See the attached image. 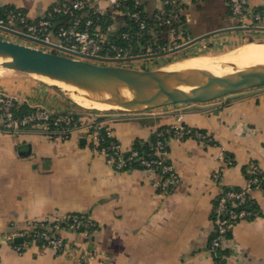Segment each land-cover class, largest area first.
Here are the masks:
<instances>
[{
	"label": "crops",
	"instance_id": "1",
	"mask_svg": "<svg viewBox=\"0 0 264 264\" xmlns=\"http://www.w3.org/2000/svg\"><path fill=\"white\" fill-rule=\"evenodd\" d=\"M69 1L0 0V7L22 9L35 20L52 6ZM139 2L148 15L163 6L162 0ZM181 3L184 30L177 47L113 60L131 64L122 66L155 68L193 50L217 52L241 46L248 37L264 36V0L248 1V8L260 15L249 27L238 25L228 0ZM94 4L105 7L107 3L94 0ZM124 22V16L117 13L100 30L105 32L110 26L105 33L108 39ZM0 33L69 55L55 41L34 42L1 27ZM193 56L209 55L189 57ZM6 69L12 72H0V91L15 96L19 103L53 111L75 110V103L58 88ZM7 76L18 78L20 84L10 83ZM98 116L124 151L134 140L147 139L164 126L202 129L212 143L191 136L182 140L169 137L165 157L179 180L174 189L162 192L154 186V172L108 164L82 128L73 129L67 137H49L35 127L7 132L0 121V264H220L209 246L217 197L224 187H245L251 163L264 172V85L206 102L170 104L142 112L109 110ZM222 153L232 158L231 163L222 160ZM216 172L220 174L217 178L213 176ZM250 197L258 212L230 228L221 248V264H264V188L251 190ZM76 213L86 215L96 227L87 234L63 228L61 251L21 235L33 220Z\"/></svg>",
	"mask_w": 264,
	"mask_h": 264
},
{
	"label": "built area",
	"instance_id": "2",
	"mask_svg": "<svg viewBox=\"0 0 264 264\" xmlns=\"http://www.w3.org/2000/svg\"><path fill=\"white\" fill-rule=\"evenodd\" d=\"M103 1L107 3L105 7L95 5L94 0H71L59 3L35 20H30L22 9H6L0 16V27L22 33L34 42L51 44L55 41L57 47L69 52V56L83 59H122L140 54L168 51L180 44L176 24L181 21L183 10L181 0H162L161 10L149 15L154 21L159 20V25L164 28L159 34L167 40L156 45L158 51H154L152 45L147 43L139 53H133V44L129 41L130 35L128 33L124 32L121 35L123 39L128 40L125 46L108 42L105 33L109 31L110 26L108 25L107 30L102 32L97 22L99 18H91L88 9L92 10L91 14L104 15L108 18L117 13L124 17L137 18L139 12L131 11L123 6V3L129 0ZM248 1L228 0L230 13L237 20L239 26H250L260 19L259 13L248 8ZM133 2L135 4L140 3L139 0H133ZM85 8L87 10L82 12ZM138 25L139 34L143 35V30L146 29L147 25L146 21L141 19L138 21ZM164 34L167 38L163 37ZM16 103L17 101L10 95L0 92V121L7 132L13 133L27 127H35L49 137H67L73 129L82 128L90 134L96 146L99 144L100 129L105 128V134L109 137L113 136L111 128L104 121H96L98 114L92 111L83 112L74 117L69 111H53L41 105H34L30 110L18 115L14 112ZM170 127L173 132L169 137L182 140L186 136H191L203 143H212V137L206 132L198 129H185L180 125ZM163 133L160 131L158 135L162 136ZM169 137L163 136L162 139L156 141L154 154L157 155V158L155 159L138 157L136 151H131L128 157V159L137 157L145 170H150L156 174L154 186L162 192H169L174 189L179 180L172 164L163 163ZM121 150L119 143L114 141L98 149L105 156L106 162L117 169H121L126 163V159L119 153ZM220 157L225 163H231V160L223 153L220 154ZM248 172L250 176L245 187L240 189L222 188L217 197L213 218L216 235L210 239L213 249L223 247L227 240V233L236 221L250 218L253 215V212L244 207L238 210L228 208V204L236 207L252 202L250 191L258 189L264 183V172L257 165L251 163ZM213 176L217 178L220 174L216 172ZM62 224L70 232L80 231L85 234L92 230L93 225L89 218L85 219L74 215L54 218L46 216L31 221L29 226L21 232V235L27 236L33 242L41 240L44 245L61 251L65 245L61 234L64 228L61 226Z\"/></svg>",
	"mask_w": 264,
	"mask_h": 264
},
{
	"label": "water",
	"instance_id": "3",
	"mask_svg": "<svg viewBox=\"0 0 264 264\" xmlns=\"http://www.w3.org/2000/svg\"><path fill=\"white\" fill-rule=\"evenodd\" d=\"M0 65L37 77L70 97L72 93L82 95L115 107L108 110L122 112L206 102L264 85V62L248 65L223 63L217 74L196 69H170L167 65L133 68L100 64L2 37ZM41 77L72 87L73 90L46 82Z\"/></svg>",
	"mask_w": 264,
	"mask_h": 264
},
{
	"label": "trees",
	"instance_id": "4",
	"mask_svg": "<svg viewBox=\"0 0 264 264\" xmlns=\"http://www.w3.org/2000/svg\"><path fill=\"white\" fill-rule=\"evenodd\" d=\"M123 6L126 7L127 9L131 10V11H135V12H139L138 13V17H130V16H125L124 17V25L116 32L113 34H110L108 36L107 41L111 42V43H116L119 46H125L128 42V40L123 39L122 38V33H128L130 35L129 37V41L133 44V53H139L141 52V48L143 46H145L147 43H150L152 45V47L154 48V51H158L156 50V45L158 43H163L164 41H166L167 39L162 38V36L159 34L164 28L162 27V25H159V20H153L151 19V17H149V15L144 11L143 6L141 3L139 4H135L133 2V0H129L123 3ZM12 8V7H10ZM10 8H1L0 7V16L3 15L4 11L6 9H10ZM87 10V8L83 9V11ZM88 11L90 12V17L95 19V18H99L97 20L98 24L103 27L106 26L109 23V18L108 16H98L97 14H91V9H88ZM80 12V11H79ZM158 12V11H156ZM144 19L146 21V29L143 30V35L139 34V25H138V21ZM184 24V20H183V16L181 15V21L179 23L176 24V28L177 31L180 34L183 35V27ZM252 26V24H251ZM181 35L178 37V40L181 39L180 38ZM251 41V40H249ZM31 107H28L25 103H17L14 107V112L16 114H22L28 110H30ZM97 112V110H95L94 108H85L82 107L80 105L75 104V110L73 111H69L74 117H77L78 115L82 114L83 112ZM96 121H103V117L102 116H98L96 118ZM185 129H191L194 130L195 128H189L186 126H183ZM202 132H205L202 129H198ZM163 131V135L160 136L158 135V132ZM173 132L172 128L170 126H164L158 130H156L154 133H152L147 139H136L134 140L131 148L129 150H121L119 151L120 155L126 159V163L125 165L121 168V169H144V166L140 163L139 159L136 158H130L128 159L130 152L131 151H136L138 153V157H143L146 159H155L157 158V155L154 154V147H155V143L157 140L162 139V137L166 136L169 137L171 135V133ZM100 137H99V144L96 146L97 149H99L101 146H107L109 145L111 142H116L118 143V141L112 136L109 137L105 134V128L100 129ZM167 147H165V150L167 152ZM111 152V150H109ZM227 158H229L232 161V158L229 157L228 155H225ZM163 163L164 164H169L170 162L168 161V159L164 156L163 157ZM228 188H234V189H240L238 187H224L223 189H228ZM259 188H264V183L261 184V186ZM246 208L247 210L253 212V215L257 214L258 212V207L256 205V203L254 202L253 198H252V202L250 201V203L247 204H242L240 206H236V207H232L230 204H228V208L229 209H234V210H238L239 208ZM77 217H82L87 219L88 217L84 214H71ZM253 215H251L250 217H252ZM91 220V219H90ZM91 222L93 223L92 228L94 229L96 227V224L91 220ZM66 224V222H64ZM62 227H64V225H61ZM66 226V225H65ZM65 228V227H64ZM230 231H228L229 233ZM227 233V235H229ZM216 235V232L214 231L213 236ZM211 237V238H212ZM210 238V239H211ZM30 239V238H29ZM39 244H43V242L41 240H37L36 241ZM209 246L210 248H212V250L215 252L216 254V259L218 262L223 263V255H224V250L221 248H215L213 249V247L211 246L210 242H209Z\"/></svg>",
	"mask_w": 264,
	"mask_h": 264
},
{
	"label": "bare ground",
	"instance_id": "5",
	"mask_svg": "<svg viewBox=\"0 0 264 264\" xmlns=\"http://www.w3.org/2000/svg\"><path fill=\"white\" fill-rule=\"evenodd\" d=\"M237 63L242 65L253 64L256 62H264V42L253 41L238 46L235 50L218 55V56H193L186 59H181L175 64H171L170 69H196L206 72L207 74H217L222 68L223 63ZM51 83L60 84L45 77H41ZM62 85V84H60ZM69 90H73L72 87L62 85ZM71 98L79 105L85 108L96 109H111L115 108L108 104L93 101L82 95L71 94ZM71 99V100H72Z\"/></svg>",
	"mask_w": 264,
	"mask_h": 264
},
{
	"label": "rangeland",
	"instance_id": "6",
	"mask_svg": "<svg viewBox=\"0 0 264 264\" xmlns=\"http://www.w3.org/2000/svg\"><path fill=\"white\" fill-rule=\"evenodd\" d=\"M252 25H254V23L252 24ZM251 26V25H250ZM249 27V26H248ZM1 36H3V37H5L6 35H3L2 33H0V37ZM5 39H9V40H13V41H16V42H20V43H24V44H28L27 42H25V40H22V39H20V38H18L17 36H15V35H9V36H6V38ZM249 40H251V41H249ZM260 40H264V36H252V37H248L247 38V40L245 41V42H243V43H251V42H253V41H260ZM29 45H34V44H29ZM38 47V46H37ZM238 46H235L234 48H230V49H225V50H218L217 52H210V53H207L206 51L205 52H202L201 50H193V51H191L190 53V55H188V56H177V58H172V57H170V58H168L169 60H167L166 62H164V63H166V64H162V66L163 65H167V67L168 68H171L172 66H171V64L173 63V64H175V63H177L178 61H181L180 59H184V58H187V57H189V56H191V55H198V54H207V55H211V56H218V55H221V54H224V53H227V52H230V51H232V50H235L236 48H237ZM169 61H171V62H169ZM96 63H100V64H109V63H114V64H117V63H119V62H115L113 59H104V60H98V62H96ZM133 63V62H132ZM119 64H121V65H131L130 63H126V62H123V64H122V62L121 63H119ZM134 65H136V66H139V64L137 63V62H134L133 63ZM0 72H12V71H7V69L6 68H4V67H2L1 65H0ZM15 74V73H14ZM18 75H21V76H31V75H25V73H17ZM8 77V80L7 81H9L10 83H12V81L13 82H15L16 84H20V80L17 78V80H13L14 78L13 77H10V76H7ZM32 78H36L37 79V77H32ZM37 80H39V79H37ZM43 82V81H42ZM46 82H49V81H46ZM21 84H22V82H21ZM0 92H2V91H0ZM2 93H5V92H2ZM5 94H8V93H5ZM8 95H10L12 98H14L16 101H17V99H16V97L15 96H13V95H11V94H8ZM69 96V95H68ZM69 98L70 99H72L70 96H69ZM72 102H74L75 104H77L73 99H72ZM17 103H19L18 101H17ZM16 103V104H17ZM77 105H79V104H77ZM81 106V105H80ZM44 107V106H43ZM46 108V107H45ZM95 110H97V112H94V113H96V114H101V113H103V112H108L109 110L108 109H95Z\"/></svg>",
	"mask_w": 264,
	"mask_h": 264
}]
</instances>
